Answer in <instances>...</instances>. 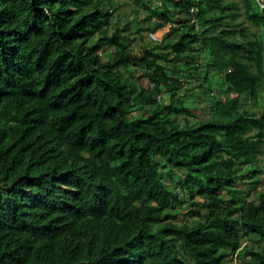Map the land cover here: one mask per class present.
Here are the masks:
<instances>
[{"label": "trees", "instance_id": "trees-1", "mask_svg": "<svg viewBox=\"0 0 264 264\" xmlns=\"http://www.w3.org/2000/svg\"><path fill=\"white\" fill-rule=\"evenodd\" d=\"M132 2L120 26L115 0H0V264H264V188L239 187L262 171L243 99L264 95V11ZM133 26L167 30L136 54ZM194 90L209 110L176 120Z\"/></svg>", "mask_w": 264, "mask_h": 264}, {"label": "rangeland", "instance_id": "rangeland-1", "mask_svg": "<svg viewBox=\"0 0 264 264\" xmlns=\"http://www.w3.org/2000/svg\"><path fill=\"white\" fill-rule=\"evenodd\" d=\"M117 9L113 12V19L119 24L120 26L124 25L126 21L133 20L136 18L137 20H142V15L144 14V10L140 7H136L132 0H115ZM136 9L138 11V14L136 15V12L134 11ZM146 14V12H145ZM146 25V21H141L139 23V26ZM138 26H133V41L131 43V48H133L134 53L141 54L142 46H144L146 43H152L155 44L156 39H161L163 33L167 30V26L164 28L154 32L149 33L148 31H138ZM255 28H253L254 30ZM134 82L137 85H143L144 87L147 84V80L145 78H137V73L134 74ZM197 90H194L193 93H186L184 97L185 105L189 108L190 113L189 114H178L175 115V119H187L188 121H196L199 118H201L204 113L209 110L208 102L204 101L202 98H196L197 97ZM179 94H184V91H179ZM219 98H223V94H217L214 93ZM234 94H231L230 97H233ZM245 103V107L254 112L256 115H260L262 110L264 109V95L260 94V99H257V101H249L247 97H244L243 99ZM133 114L137 115V112H133ZM254 166L262 170L258 174L254 175V178H247L245 179V184H239V187L242 189L249 188V183L253 180H259V182L256 184V189L250 191V194H248V198H251L255 192H257L260 189L264 188V144L259 146L258 152L254 156ZM189 209L181 210L179 214L173 219L175 222H181L185 219V213ZM259 243L256 242L254 239L244 240L242 242V245H246L248 247H256ZM241 260H248V258H241ZM225 264H239V259H233L230 261H226Z\"/></svg>", "mask_w": 264, "mask_h": 264}, {"label": "built area", "instance_id": "built-area-1", "mask_svg": "<svg viewBox=\"0 0 264 264\" xmlns=\"http://www.w3.org/2000/svg\"><path fill=\"white\" fill-rule=\"evenodd\" d=\"M258 8L262 11H264V0H255Z\"/></svg>", "mask_w": 264, "mask_h": 264}]
</instances>
